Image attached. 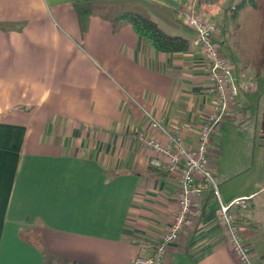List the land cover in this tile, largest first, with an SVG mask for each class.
Here are the masks:
<instances>
[{
  "label": "crops",
  "instance_id": "obj_1",
  "mask_svg": "<svg viewBox=\"0 0 264 264\" xmlns=\"http://www.w3.org/2000/svg\"><path fill=\"white\" fill-rule=\"evenodd\" d=\"M190 1L0 0V264H130L153 253L177 210L178 167L164 159L154 166L157 155L139 136L164 141L151 116L167 130L183 122L193 146L214 99L203 51L177 15ZM195 1L216 24L235 80L254 81L238 90L241 108L229 107L211 134L216 193L196 177L201 212L164 264H247L228 242L219 201L236 216L250 264H264V65L247 69L235 54L229 20L249 0ZM109 7L116 13L108 15ZM123 11L185 37L188 49H154L116 21ZM251 109L261 117L260 134L240 129Z\"/></svg>",
  "mask_w": 264,
  "mask_h": 264
},
{
  "label": "built area",
  "instance_id": "obj_2",
  "mask_svg": "<svg viewBox=\"0 0 264 264\" xmlns=\"http://www.w3.org/2000/svg\"><path fill=\"white\" fill-rule=\"evenodd\" d=\"M195 5L196 1L192 0L180 6L177 15L194 31L195 40L203 51L209 90L214 94L213 105L201 121L197 140L193 146H188L184 141L182 133L185 124L183 122L177 124L172 130H167L159 121L149 116L150 126L164 135V141L143 132L140 134L139 140L156 153L157 156L151 160L154 166H159L160 159H164L169 168L178 167V206L167 230L157 241L153 253L148 257H135L130 264H164L168 247L200 214L202 192L196 183V177L213 183L214 191L216 189L207 165L208 143L211 134L226 117L229 107L234 110L241 108V104L237 100L238 90L247 89L253 85L251 79L235 80L230 62L227 56L222 53L220 41L216 38L218 33L216 24L201 15L195 9ZM217 216L224 226L233 252L241 262L250 264L251 247L244 239L236 216L230 210L229 205L219 201Z\"/></svg>",
  "mask_w": 264,
  "mask_h": 264
},
{
  "label": "rangeland",
  "instance_id": "obj_3",
  "mask_svg": "<svg viewBox=\"0 0 264 264\" xmlns=\"http://www.w3.org/2000/svg\"><path fill=\"white\" fill-rule=\"evenodd\" d=\"M247 3L249 4L245 6L244 5L241 6L242 4L238 5V8H236L234 13L229 15V20L231 19V21L233 22L232 24L233 32L231 35L234 36L233 45L235 49L234 51L235 54L239 57L240 60L246 59L247 69L257 71V70H261L262 68L261 65H264V0H255V1L250 0L247 1ZM100 4H106V3L103 2ZM247 10L250 12V13L248 12L249 17L244 18L243 13L247 12ZM111 13L112 14L116 13L115 7L110 8V12H108V15ZM241 16L244 19H242ZM240 22H244V24ZM243 26L245 28H243ZM230 66H231V62H230ZM239 68H241V66ZM260 74L261 76H264V70L260 72ZM263 88H264V82L260 83V90H263ZM262 97L263 99L260 102L261 104L262 101L264 100V93ZM250 112L251 113L253 112V117H251L243 126H241V128L233 125H228V128L229 129L240 128L250 132L251 130L255 129L257 130V133L260 134V130H261L260 126L262 121L261 117L258 115V111L256 113V110L254 109H251ZM243 131L241 137L244 136L246 137V134ZM226 138H228V136H226ZM249 151L250 148H247V160L245 159L246 162H250L249 157L251 151L250 152ZM258 163L259 162L257 161L254 164V167L250 172L255 173V171H258V166H259ZM258 173H259L258 178L264 176L263 169L259 170ZM211 185L214 188L213 183H211ZM177 191H178V187H177Z\"/></svg>",
  "mask_w": 264,
  "mask_h": 264
},
{
  "label": "trees",
  "instance_id": "obj_4",
  "mask_svg": "<svg viewBox=\"0 0 264 264\" xmlns=\"http://www.w3.org/2000/svg\"><path fill=\"white\" fill-rule=\"evenodd\" d=\"M116 20L128 22L135 33L141 36L158 51L183 52L189 47V42L185 37L165 32L155 21L138 12H120L116 17Z\"/></svg>",
  "mask_w": 264,
  "mask_h": 264
}]
</instances>
